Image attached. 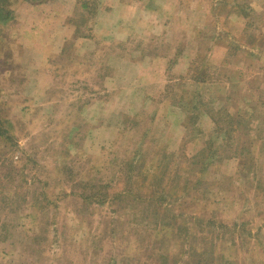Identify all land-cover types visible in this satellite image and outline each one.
I'll return each mask as SVG.
<instances>
[{
  "label": "rangeland",
  "instance_id": "rangeland-1",
  "mask_svg": "<svg viewBox=\"0 0 264 264\" xmlns=\"http://www.w3.org/2000/svg\"><path fill=\"white\" fill-rule=\"evenodd\" d=\"M118 1L0 0V264H264V0Z\"/></svg>",
  "mask_w": 264,
  "mask_h": 264
},
{
  "label": "crops",
  "instance_id": "crops-1",
  "mask_svg": "<svg viewBox=\"0 0 264 264\" xmlns=\"http://www.w3.org/2000/svg\"><path fill=\"white\" fill-rule=\"evenodd\" d=\"M149 1V0H148ZM116 3V2H115ZM139 3H142V2H139ZM176 3V2H175ZM119 10V9H121L122 11H124V10H126V11H128V18H130V19H139L140 21H141V18L142 17H140L139 15H138V17H135L136 16V14H137V12H139V10L141 11V12H143V15L145 16V15H147V14H149V15H152L155 19L159 16V15H161V14H159L158 12H157V9L155 8V6L154 5H152L151 7H146V10L144 11V8H142L141 7V4H135V3H130L128 0H120V1H118L117 2V5H115V4H113L112 5V8L110 9V10ZM109 10V11H110ZM159 18V17H158ZM66 29V28H65ZM72 29H66V30H64L63 31V35L64 36H62L63 38L62 39H64V37H68V36H71L72 35ZM209 44V43H208ZM219 44L220 43H218V45H215V43H214V41H213V47H212V49H211V47L210 46H208V47H210V49H209V56H211V53L213 52V55H212V59H214V57H215V55H217V53H218V56H220V54H222V52H220V49L222 48V46H219ZM208 47L205 49V51H207V49H208ZM225 49V48H224ZM202 51H204V50H202ZM212 51V52H211ZM212 59H209V61H211V62H213V60ZM160 63V64H159ZM171 62H170V60H168L165 56H157V66H159V67H161L163 64H165V71L167 72V71H169L170 70V68L173 66L172 64H170ZM210 64V63H209ZM192 78V79H191ZM191 78H189V79H187V80H189V82H197L198 84L200 83V84H206V83H208V79H202V78H194V77H191ZM170 81H173V82H175L176 84L178 83L179 85H183V83H185V81L182 83V81L179 79V77H173V78H171V79H169ZM185 80V79H184ZM176 84H174L173 86H176ZM196 96H192L191 97V99H193V98H195ZM179 99L178 100H183V101H185V99L186 98H184V97H182V95L181 96H179L178 97ZM186 100H189V98H187Z\"/></svg>",
  "mask_w": 264,
  "mask_h": 264
},
{
  "label": "trees",
  "instance_id": "trees-1",
  "mask_svg": "<svg viewBox=\"0 0 264 264\" xmlns=\"http://www.w3.org/2000/svg\"><path fill=\"white\" fill-rule=\"evenodd\" d=\"M1 19L6 20L7 17H6V16H0V20H1ZM3 134H4V131H3V130H0V135H3ZM158 168L160 169V165H159V164L154 165V170H153V171L157 170ZM144 171H145L144 174H148V173H150L149 171H148V173H147V170H146V169L143 170V172H144ZM153 173H154V172H153ZM140 174H141V172H140ZM162 200H164V198H163V192L160 193V201H162Z\"/></svg>",
  "mask_w": 264,
  "mask_h": 264
}]
</instances>
